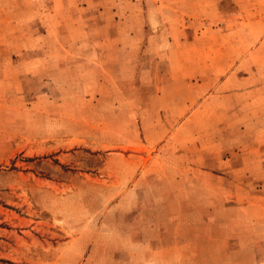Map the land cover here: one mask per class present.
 Instances as JSON below:
<instances>
[{
	"label": "rangeland",
	"instance_id": "1",
	"mask_svg": "<svg viewBox=\"0 0 264 264\" xmlns=\"http://www.w3.org/2000/svg\"><path fill=\"white\" fill-rule=\"evenodd\" d=\"M109 4L120 19H109ZM178 11L164 0H0V264H148L135 260L143 249L132 243L147 213L116 193L121 166L107 160L122 151L116 130L125 132L131 118L114 115L108 97L117 87L97 83L116 70L100 68L86 48L117 30L155 29L149 15ZM121 87L130 105L131 85ZM196 135L171 139L194 144ZM152 185L162 194L156 224L172 227L158 248L167 258L154 264H264V180L205 175ZM200 232L218 245H199ZM196 249L205 259H175Z\"/></svg>",
	"mask_w": 264,
	"mask_h": 264
},
{
	"label": "crops",
	"instance_id": "2",
	"mask_svg": "<svg viewBox=\"0 0 264 264\" xmlns=\"http://www.w3.org/2000/svg\"><path fill=\"white\" fill-rule=\"evenodd\" d=\"M164 1L179 5V11L173 18L149 15L157 28L145 30L143 25L126 35L117 30L86 48L100 68L116 70L115 77L109 71L99 74L97 83L117 87L107 98L116 102L114 115L131 118L125 132L116 130L123 135L114 146L122 151H109L107 160L116 159L121 166L115 172L116 193L133 196L132 210L147 213L133 226L138 235L132 243L143 249L135 260L148 264L167 258L159 256L158 248L169 242L166 230L172 229L156 224L154 198L162 194L153 182L205 175L216 181L264 180V0ZM192 3L195 11L189 10ZM106 8L109 19L121 18L116 19L111 4ZM125 68L131 70L126 76ZM124 84L131 85L130 105L123 103L118 88ZM176 132L196 133V141L175 142L171 135ZM173 235L178 243V234ZM218 240L196 235L199 245H218ZM203 254L196 249L195 256L175 259L198 262Z\"/></svg>",
	"mask_w": 264,
	"mask_h": 264
}]
</instances>
